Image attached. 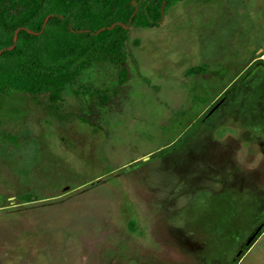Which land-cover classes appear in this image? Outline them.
<instances>
[{"label":"rangeland","instance_id":"374dc122","mask_svg":"<svg viewBox=\"0 0 264 264\" xmlns=\"http://www.w3.org/2000/svg\"><path fill=\"white\" fill-rule=\"evenodd\" d=\"M0 264H264V0H185L56 104L1 94Z\"/></svg>","mask_w":264,"mask_h":264},{"label":"trees","instance_id":"16d2710c","mask_svg":"<svg viewBox=\"0 0 264 264\" xmlns=\"http://www.w3.org/2000/svg\"><path fill=\"white\" fill-rule=\"evenodd\" d=\"M183 1L0 0V95L47 94L56 104L90 62L119 65L130 28L159 27ZM205 72L192 67L186 75ZM127 81L120 67L117 82Z\"/></svg>","mask_w":264,"mask_h":264}]
</instances>
